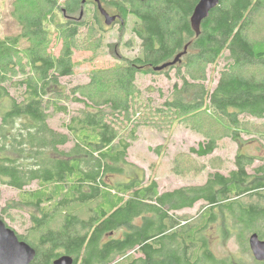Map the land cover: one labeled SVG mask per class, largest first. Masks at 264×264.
<instances>
[{
	"label": "trees",
	"instance_id": "16d2710c",
	"mask_svg": "<svg viewBox=\"0 0 264 264\" xmlns=\"http://www.w3.org/2000/svg\"><path fill=\"white\" fill-rule=\"evenodd\" d=\"M99 1L117 13L121 28L131 17L142 50L70 87L60 78L73 74L79 40L95 41L91 34L104 30L96 0L13 1L21 31L0 37V184L17 190V199L6 203L0 218L28 212L31 234L15 232L36 251L30 264H51L64 254L72 264H230L213 255L205 231L219 223L225 238L233 232L247 248V235L264 239V164L255 166L256 156L239 152L228 173L215 170L201 184L163 192L155 180L111 185L108 179L122 175L129 140L150 113L177 116L198 132L205 128L198 119L212 116L221 125L217 135L238 142L249 132V119L264 116V38L252 35L260 31L256 18L264 13V0H219L198 34L190 23L198 0ZM89 4L91 13L84 12ZM52 24L62 43L57 55L46 50ZM180 53L174 64L154 69ZM223 56L228 62L209 89L206 67ZM171 68L172 92L154 105L135 75ZM70 101L82 108L69 112ZM57 113L68 118L53 127L49 120ZM202 133L189 148L199 157L218 146L217 135ZM33 182L36 188H28ZM198 201L195 215L177 213Z\"/></svg>",
	"mask_w": 264,
	"mask_h": 264
},
{
	"label": "rangeland",
	"instance_id": "374dc122",
	"mask_svg": "<svg viewBox=\"0 0 264 264\" xmlns=\"http://www.w3.org/2000/svg\"><path fill=\"white\" fill-rule=\"evenodd\" d=\"M14 0H0V37L14 36L21 31V25L14 17L13 10ZM91 5H86L84 12L91 13ZM108 10V9H107ZM109 12L115 13L113 10ZM58 12H56V15ZM258 33H252L255 39L264 38V13L261 12L256 18ZM132 19L129 17L128 25L121 28L119 23L104 25V30L98 33H92V42H82L79 40L77 49L73 52L75 63L73 74L60 78L61 85L70 87L75 84L86 83L89 74L98 69L126 64L140 55L141 42L131 31ZM51 29L50 40L46 50L51 54L57 55L62 45L56 41L54 25H47ZM101 35V37L99 36ZM226 54V52H225ZM228 61L221 57L217 65H208L206 67L207 80L206 86L212 89L218 79V70ZM175 68H171L168 73L138 72L135 76V82L139 86L143 96L151 97L153 104L161 103L168 97L173 89L176 80ZM255 73L256 70L249 71ZM259 75H263V70H259ZM10 92H13L10 90ZM69 112H76V109L82 108L76 101L68 102ZM68 115L57 113L54 118L49 120L53 127H59L63 119ZM210 121L199 118L197 124L203 123L202 132H213L216 136L221 130V125H215L212 116ZM250 123L246 125V133H242L241 141H235L231 137L217 135L218 146L212 154L199 157L190 152V147H196L204 138L202 132L190 128L187 121H182L179 117L166 118L164 116L152 115L146 116L145 121H149L138 127L136 135L129 140L130 146L127 153V164H124L122 175H112L108 182L114 185L115 181L127 180L132 178L142 180V184H148L155 180L159 192L171 190L184 185L201 184L205 181L209 172L215 170L221 173H228L234 167V157L239 152H244L256 156L254 165L264 164V116L260 118H250ZM151 122V123H150ZM69 145V144H68ZM28 188H36L33 182ZM116 192L121 191L120 186L115 188ZM115 191H112L114 195ZM12 199H17V190L0 184V211L6 207V203ZM202 201L196 202L192 207L179 210L177 213L186 215H195L198 212L199 205ZM86 212V208H82ZM80 211V209H79ZM1 213V212H0ZM16 213V212H13ZM4 221L8 223L17 233L29 236V214L22 210L21 213L3 215ZM2 219V220H3ZM219 223H213L205 231V237L213 255L226 261L241 260L245 264H253L255 257L252 254L248 243L247 246L240 245L232 234L224 237L219 229ZM120 236L119 233H115ZM264 240V239H263Z\"/></svg>",
	"mask_w": 264,
	"mask_h": 264
},
{
	"label": "water",
	"instance_id": "95a60500",
	"mask_svg": "<svg viewBox=\"0 0 264 264\" xmlns=\"http://www.w3.org/2000/svg\"><path fill=\"white\" fill-rule=\"evenodd\" d=\"M84 1V0H83ZM97 7L104 18L105 25H111L118 15H110L99 0H96ZM219 3V0H198L190 15V23L195 33H199L201 21L207 17L210 10ZM122 21V20H121ZM181 56L176 55L174 60L166 62L154 69L160 70L170 64H174ZM248 243L253 256L257 260H264V240L259 239L256 233L248 236ZM36 254L35 249L26 241L18 238L15 230L8 226L0 218V264H30ZM73 258L64 254L52 261L51 264H72Z\"/></svg>",
	"mask_w": 264,
	"mask_h": 264
},
{
	"label": "flooded vegetation",
	"instance_id": "af4514ba",
	"mask_svg": "<svg viewBox=\"0 0 264 264\" xmlns=\"http://www.w3.org/2000/svg\"><path fill=\"white\" fill-rule=\"evenodd\" d=\"M109 14L110 15H117V13H113V12H109ZM103 17V16H102ZM103 20H104V18H103ZM123 23V22H121V21H119V19L116 17V19L111 23V25L112 24H115V23ZM137 38H138V36L136 35V34H134ZM139 39V38H138ZM141 50H142V48H141ZM141 52V51H140ZM109 234H112V233H109ZM129 253H133L135 256H138L139 254L138 253H135V252H133V251H129L127 254H129Z\"/></svg>",
	"mask_w": 264,
	"mask_h": 264
},
{
	"label": "bare ground",
	"instance_id": "6f19581e",
	"mask_svg": "<svg viewBox=\"0 0 264 264\" xmlns=\"http://www.w3.org/2000/svg\"><path fill=\"white\" fill-rule=\"evenodd\" d=\"M34 208V207H33Z\"/></svg>",
	"mask_w": 264,
	"mask_h": 264
}]
</instances>
